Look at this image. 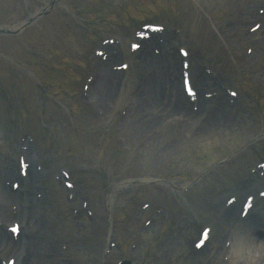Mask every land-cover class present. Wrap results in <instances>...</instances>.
Segmentation results:
<instances>
[{
  "label": "rangeland",
  "instance_id": "374dc122",
  "mask_svg": "<svg viewBox=\"0 0 264 264\" xmlns=\"http://www.w3.org/2000/svg\"><path fill=\"white\" fill-rule=\"evenodd\" d=\"M51 2L0 0V31L18 30L0 33V185L13 204L0 214V235L11 240L9 229L28 215L30 228L40 227L39 214L53 221L40 241L24 233L22 248L0 242V258L198 264L205 247L222 245L216 231L199 248L203 231L225 223L223 238L232 235L233 206L264 190V0ZM147 24L163 30L147 35ZM253 40L261 45L250 58ZM153 56L189 71L176 77L198 96H181L209 128L223 122L210 115L219 100L230 120L193 141L196 124L167 128L140 114L153 89L172 95L174 80L154 74ZM20 181L26 189L16 193ZM75 221L94 231L85 245L72 239Z\"/></svg>",
  "mask_w": 264,
  "mask_h": 264
},
{
  "label": "bare ground",
  "instance_id": "6f19581e",
  "mask_svg": "<svg viewBox=\"0 0 264 264\" xmlns=\"http://www.w3.org/2000/svg\"><path fill=\"white\" fill-rule=\"evenodd\" d=\"M262 29H260L258 32H256L257 34L260 33L262 34ZM255 33V35H256ZM253 38V37H252ZM262 45H264V42H261ZM261 43L259 41H252V46H251V50H252V54L250 58H253L254 56H256V49L259 47V45H261ZM258 57V55H257ZM150 61H152L151 63L156 65L155 70H154V74L156 72V70H159V73L156 72V76H158V74L160 75L161 79H167V80H174V84L172 86H170V89H167V91H172V95H170L169 92H161L160 89H153V92L151 94V96L148 95H144L141 97L140 100V107H141V111L140 114H144L147 116H152L153 119L157 118L156 120H161V123L164 124L167 128L171 127V126H176L178 124L183 125V126H187L189 129L191 128L192 124H196L195 131L199 132V136L195 135L192 136L191 139L193 138V141L196 140L197 137H200L202 135H206L209 131V129L211 130V127L214 126V124L218 125L220 128L223 127L229 120V116L228 113L225 111V104L219 100L218 103L213 105V109L211 108V116H218L219 119L223 120L222 124L219 123H214L210 128H209V124L206 125L205 123L209 122L208 120L206 121L205 119L207 117H202L201 114L199 113V111L197 112L195 109L191 108L187 102L185 101V99H183V97L181 96V90H184V86L182 85V89H181V83L179 84V78L176 77V75L179 73H182V63L181 67L178 68V64L177 66L173 67L172 64H170L168 61H166V59L162 56L159 57L158 59H155V57L153 56ZM176 61V60H175ZM181 62V61H180ZM264 69V66H261ZM157 70V71H158ZM185 72V71H183ZM162 73V74H161ZM185 73L189 74V71H186ZM114 81V80H113ZM118 84H120L119 80ZM200 81H198L199 83ZM177 83V85L175 84ZM111 90H113L116 86L114 85V82H111ZM170 85V84H169ZM175 87V88H174ZM160 91V92H158ZM140 92V91H139ZM145 93V92H144ZM175 93V94H174ZM143 95V94H142ZM170 95V96H168ZM226 101V100H225ZM202 105L204 103H206V98H203L201 101ZM154 110V111H151ZM150 112V114H149ZM215 120V119H213ZM203 123H200V122ZM218 129V128H217ZM204 133V134H201ZM218 137V136H216ZM13 174V173H10ZM27 179V178H26ZM20 192L25 191V183L24 182H20ZM4 190L3 186L0 185V214H2L3 212H6V205L8 204V206H12L13 204L11 203L10 197L8 199V203L6 202V198L4 197ZM30 190V189H29ZM19 191H17L16 193H18ZM72 195H74L72 193ZM29 200V199H28ZM260 202L264 203V200H261ZM22 203V202H20ZM225 205L228 204L227 201L223 202ZM39 205V204H38ZM62 205L65 207V202H62ZM98 206H99V201L94 200V214L96 217V225L98 223ZM68 207V205H67ZM11 208V207H10ZM12 209V208H11ZM255 212V225L256 227H258V234L264 232V216L263 214L259 213V211H256L255 209L253 210ZM251 212V211H250ZM252 213V212H251ZM236 215V214H234ZM232 215V220L237 217L238 220H236L237 224L234 225V227L231 229L230 232H232L233 234H226V238H223L224 234H221L222 232H225V223H224V227L223 228H218V230H210L209 231V235L207 237V242L212 239L213 237H211V233L213 232H218L217 234L219 235V239L217 240L218 242H220L222 245H219V247L217 246V243L213 241V251L208 252L206 251V247L204 248L205 252H200L197 254L196 257V261H198V264H208L210 262V260L212 261V264H216V263H222V262H228L229 264H264V238L263 240H258L256 241L255 238L256 236L253 235V233L255 232V228L253 227L251 230H249L248 227L245 226L246 223H244L241 219L240 216H234ZM30 215H28L27 220L23 219L21 221V232H26L27 233V237L29 238V240L32 239H36L39 240L43 238V236L41 237L42 233H43V228H45V224L48 223H53V221L51 220V216H42V215H37L35 217V219L32 220L33 223L37 224L38 226H40L39 228H30L29 222H30ZM234 217V218H233ZM74 218V216H73ZM21 219V217L19 218ZM19 224V223H18ZM75 229L74 233H73V237L72 239L74 241H76L75 243L79 246V245H85L87 243V240L91 234L92 229H82V226L79 225V223L77 221H75ZM51 225V224H50ZM245 227V228H243ZM222 229V230H221ZM221 230V232H220ZM94 232V231H92ZM214 236V235H213ZM1 239L0 242H2V244H5L10 247H16V248H22V242L21 240L18 241H13L12 243H10L7 239L8 238H4L3 235H0ZM38 241V242H39ZM25 245V244H24ZM203 250V251H204ZM6 252H8V249L5 250ZM19 252V251H16ZM76 254V253H75ZM23 252L21 251L19 254L16 253V258H17V264H25L24 259L22 260L21 257L23 256ZM83 261V259L81 260ZM78 263V262H76ZM75 263V264H76ZM193 263V262H192ZM81 264V263H80ZM194 264V263H193Z\"/></svg>",
  "mask_w": 264,
  "mask_h": 264
}]
</instances>
